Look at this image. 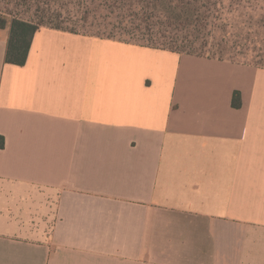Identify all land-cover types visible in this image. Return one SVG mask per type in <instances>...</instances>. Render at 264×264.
Wrapping results in <instances>:
<instances>
[{"label":"crops","instance_id":"crops-1","mask_svg":"<svg viewBox=\"0 0 264 264\" xmlns=\"http://www.w3.org/2000/svg\"><path fill=\"white\" fill-rule=\"evenodd\" d=\"M8 37L0 264H264V67L46 26L17 65Z\"/></svg>","mask_w":264,"mask_h":264},{"label":"rangeland","instance_id":"rangeland-1","mask_svg":"<svg viewBox=\"0 0 264 264\" xmlns=\"http://www.w3.org/2000/svg\"><path fill=\"white\" fill-rule=\"evenodd\" d=\"M121 1H117L118 5L129 9L131 28L138 24L142 28L134 34L130 30L131 34H117L114 37L117 40L154 47L172 46L183 53L264 66V0ZM99 2L0 0V17L6 19L5 27H9L12 18H18L97 35L104 29L98 15L93 10L88 20H81L80 12L84 5L94 9Z\"/></svg>","mask_w":264,"mask_h":264},{"label":"trees","instance_id":"trees-1","mask_svg":"<svg viewBox=\"0 0 264 264\" xmlns=\"http://www.w3.org/2000/svg\"><path fill=\"white\" fill-rule=\"evenodd\" d=\"M118 0H101L97 4V6L94 9H91L87 4L84 5L83 9L81 10V20H88L89 16L93 13V10L95 11V14L98 15V18H100V22L102 24V28H104L101 32H99L95 36H102L104 38H113L119 35H126L131 34L129 33V30L134 34L137 30H140L142 27L140 24L137 26L131 28L132 26V18L128 17L127 11L129 9H126L124 5H118ZM122 2L121 0H119ZM111 2V3H110ZM111 18L117 19V21H112ZM106 19H110L111 21L106 22ZM43 22H35L31 20H24V19H18V18H12L9 23V37L7 41V47H6V53H5V61L8 63H13L17 65H22L26 61V57L28 54V50L30 47V43L32 41V37L37 29H39L42 26ZM100 24V25H101ZM6 26V19L4 17H0V28H3ZM48 27V26H47ZM61 30H66L74 33H81L79 31H73L66 28H63L59 25L55 26H49ZM144 28H147L144 26ZM149 29L147 28V31ZM87 35H92L88 33H82ZM100 36V37H101ZM152 46V45H149ZM166 48V47H161ZM166 49H169L171 51H177L180 53V50L174 48V47H167ZM188 54H192L190 52H185ZM198 56H205L202 54H193ZM208 57V56H207ZM222 59V58H219ZM250 64V63H248ZM253 65V64H252ZM257 66V65H255ZM264 67V66H260ZM232 106L234 107H240L241 105V98L239 91H234L232 95L231 100ZM4 144V138L0 135V147H2Z\"/></svg>","mask_w":264,"mask_h":264}]
</instances>
